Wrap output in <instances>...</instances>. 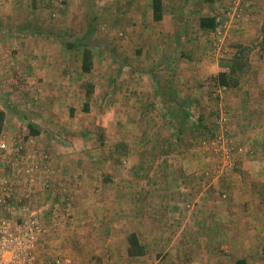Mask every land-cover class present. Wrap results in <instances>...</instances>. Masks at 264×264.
<instances>
[{
	"label": "crops",
	"instance_id": "crops-1",
	"mask_svg": "<svg viewBox=\"0 0 264 264\" xmlns=\"http://www.w3.org/2000/svg\"><path fill=\"white\" fill-rule=\"evenodd\" d=\"M219 1L161 0L154 20L152 0H0L1 69L22 76L0 86V135L23 140L24 166L30 151L46 155L37 173L51 188L38 204L69 203L44 250L74 264H264V52L238 86L216 85L229 64L209 55L212 29L199 19ZM257 11L250 5L231 49L256 32ZM222 104L253 154L205 178L213 159L196 136ZM131 233L138 254L128 252Z\"/></svg>",
	"mask_w": 264,
	"mask_h": 264
},
{
	"label": "built area",
	"instance_id": "built-area-1",
	"mask_svg": "<svg viewBox=\"0 0 264 264\" xmlns=\"http://www.w3.org/2000/svg\"><path fill=\"white\" fill-rule=\"evenodd\" d=\"M243 0H236L231 10H225V14L232 17L238 16L242 9ZM214 41L213 44L216 50H220L224 42V29L229 21L215 18ZM0 61V86L12 79L18 84L22 76H15L14 73L4 74L1 69ZM19 75V74H17ZM228 112L223 108L218 117L220 124L219 132H217L207 144L211 145L215 153L221 155L223 162L220 169L227 165L231 159V140L226 131ZM21 139V138H20ZM15 138L8 142L7 139L0 135V264H36V246L39 238L49 231L56 229L62 222V216L68 215L69 203L66 199L62 201H54L51 203V208L37 203L38 194L45 189L51 188L46 178H41L38 171V166L34 161L27 166H20L23 162L24 155L21 150L25 147L21 144L23 140L15 142ZM11 149L13 152H10ZM235 151L246 153L242 147L238 146ZM31 157H38L42 152L33 150ZM11 155V160L8 159ZM43 156H46L43 154ZM13 164L11 174H6V168L1 162ZM218 171H220L218 169ZM207 175V171L204 173ZM60 190H65V185L59 183ZM58 191V192H61ZM50 211L51 224L47 228L44 226L45 214ZM47 264H67L66 260L61 257H54Z\"/></svg>",
	"mask_w": 264,
	"mask_h": 264
},
{
	"label": "rangeland",
	"instance_id": "rangeland-1",
	"mask_svg": "<svg viewBox=\"0 0 264 264\" xmlns=\"http://www.w3.org/2000/svg\"><path fill=\"white\" fill-rule=\"evenodd\" d=\"M236 0H220L218 3V6L215 8L214 11V17L217 18L219 17L220 19L229 21L230 16L226 15L224 12L225 10L228 8L229 10H231V8L233 7L234 3ZM252 1V3H251ZM243 0L242 3V9L239 11V15L238 16H234L232 17L231 21L228 22L227 27L224 29V42H223V46L220 48V50H216L215 45L213 44L214 41V31L212 29V31H210L209 36H208V40H209V48H208V53L209 55H213L215 56L217 59L220 60H224L225 63L230 64L231 59L233 58L234 54L236 53H241V63L243 62L245 64L244 67V71L242 72V74L239 75V83L241 82L242 79V75L244 74V72L247 70L248 68V59H250V57L254 60L256 55L259 54H263L260 53L264 52V50L261 48L262 45V36H263V24H264V6H262V3H264V0ZM260 2V5H259ZM262 2V3H261ZM250 5L254 6V7H259L263 12L261 11H257V13H260V16H256V18H253L254 24H256L257 29L255 30L256 32H254V30H251V33H248L247 38H245L241 43L242 44H236L235 49H231L233 47V45L235 43H239L237 41L239 40H230V36H235L236 35V31H238V28H240V26L242 25L241 23L243 21H245V17L247 16V11L250 8ZM259 5V6H258ZM250 13H255L254 11H252L250 9L249 11ZM250 18V17H248ZM260 19H263L262 21ZM216 20V19H215ZM261 22V25L259 26L258 24ZM235 30V31H234ZM259 46V47H258ZM13 74V72H10ZM210 98L212 100V114H216L219 113V109L220 105H219V93L217 90H219V87L217 88V86L214 84V82H210ZM3 87V86H2ZM220 91V90H219ZM225 106L222 104L221 108H224ZM198 115L197 112H192L191 115L194 117L195 119V123L197 122V119H199L200 116H196L195 114ZM219 115V114H218ZM215 116V115H214ZM208 123V121H207ZM205 126V124H203L205 127V129L203 128L202 131L199 130V133L196 136V139H203L202 143L205 145V143H208L212 138H214L215 134L217 132H219V127L220 124L218 123V116L216 119V122H214V120L209 121V123ZM209 125H211V127L209 128ZM207 129V131H206ZM208 129H211L210 131ZM198 131V130H197ZM226 131L229 134V138L231 140V146L233 147V150H231V159L230 162L227 165H224L222 167V169H220V166L222 165L223 159L221 157V155H219V153H215L213 147L211 145L207 146H203L201 144V147H203V149L205 148L209 153V155L212 157L213 159V163L210 166L205 167V171H207V175H203L205 178H207L210 174V170H212L214 172V169L217 168L220 170L219 174L222 173L226 168H230L233 165V161H235L236 156L242 154L241 152L235 151V148L240 146L243 148V150L245 151L247 149L248 152H246L249 155L253 154V150L249 145H245V144H238L233 135L231 134V130L228 127V125L226 126ZM200 146V145H199ZM39 151V150H38ZM30 153L32 154L33 152L30 151ZM211 153H214L211 155ZM31 154L29 157L30 159V163L31 161H34L36 163V165L38 166L39 164V160H41L42 158H45L46 156H43V153L39 156V157H31ZM24 157H27L26 154H23ZM218 158V160H217ZM215 159L217 162H215ZM20 164H18L19 166ZM23 164H21L20 166H22ZM216 165V167H215ZM204 171V172H205ZM49 182V181H48ZM40 205H42V203H40ZM50 223H44V226H46L47 228L49 227ZM53 231H55L54 229H49V231L47 230V232H45L37 241V246H36V252H35V257H36V264H47L49 261H51L54 257H61L64 258L66 260L67 264H74L73 259L68 255V253L64 254L61 252H57V251H46L43 249V244H44V240L47 238V236H50L51 233H53ZM57 231V230H56ZM71 240V241H70ZM74 240L72 239H68L66 241V246L69 247L70 246H74ZM46 245V244H44ZM71 248V247H70ZM69 252V251H68Z\"/></svg>",
	"mask_w": 264,
	"mask_h": 264
},
{
	"label": "trees",
	"instance_id": "trees-1",
	"mask_svg": "<svg viewBox=\"0 0 264 264\" xmlns=\"http://www.w3.org/2000/svg\"><path fill=\"white\" fill-rule=\"evenodd\" d=\"M152 9H153V19L159 20L162 16V3L161 0H152ZM215 17L214 16H207V17H201L199 19V25L202 28L207 29H213L215 27ZM263 30V36H262V45L261 48L264 50V24L262 27ZM241 53L234 54L233 58L230 61V64L228 65L227 70H221L216 75L213 76V79L215 80V83L219 87H236L239 84V75L242 74L244 71L245 64L241 63ZM91 53L90 50L87 47H84L83 49V55H82V70L83 71H89L91 67ZM88 91L86 95L88 96ZM1 122V118H0ZM197 123H201L200 119H197ZM29 126V132L31 134L37 133L36 130L32 128V125ZM130 247L128 249L129 253H140L142 251V248H139V244L137 240L134 237V234H129L128 236Z\"/></svg>",
	"mask_w": 264,
	"mask_h": 264
}]
</instances>
